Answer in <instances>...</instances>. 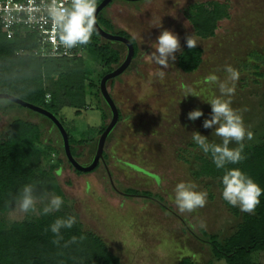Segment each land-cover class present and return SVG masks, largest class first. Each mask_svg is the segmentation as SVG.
Here are the masks:
<instances>
[{
    "label": "rangeland",
    "instance_id": "rangeland-1",
    "mask_svg": "<svg viewBox=\"0 0 264 264\" xmlns=\"http://www.w3.org/2000/svg\"><path fill=\"white\" fill-rule=\"evenodd\" d=\"M203 1L110 0L101 9L115 29L134 38L138 50L137 57L107 86L120 119L103 143L106 158L92 171L74 172L65 161L60 135L47 118L25 107L2 109L4 103L0 102V133L10 119L19 117L39 124L44 141L51 139L55 148L51 156L62 161L55 170L62 195L52 190L45 193L60 196L63 204L59 211L98 235L121 264H177L185 256L196 264H207L210 259L212 264H226L211 258L202 231L222 242L236 230L243 213L222 198L223 186L217 178L193 175L197 156L204 152L191 133L198 131L208 137L209 143L222 144L213 133L214 127L205 129L203 121L210 118L207 102L221 95L219 83L223 82L235 89L234 95L224 97L231 100V107L247 109L241 114L253 138H246L243 144L254 145L261 140L264 61L257 55H264V0H217L227 5L228 15L217 21L212 36L200 37L193 32L184 10L190 3ZM163 29L178 35L181 49L187 46L186 35H194L201 49V61L195 70L181 71L176 60L162 69L150 58L154 51L151 44ZM82 57L89 69H99L89 55ZM229 67L239 74L237 80L229 79ZM160 71L165 72L163 79ZM213 75L216 83L207 79ZM101 106L108 114L107 124L109 108L103 101ZM197 108L204 115L190 121L188 112ZM75 111L64 106L58 115L65 125L73 126L77 137L88 139L75 146V159L87 164L102 120L93 105ZM229 147L238 145L233 141ZM181 181H192L198 191H207L203 208L191 213L178 211L174 188ZM127 188L145 190L150 195L128 194ZM43 196L37 197L36 211L26 214H12L9 205L15 207V199L9 201L0 211V229L12 222L37 220L47 203ZM248 258L253 264H264V249L250 252Z\"/></svg>",
    "mask_w": 264,
    "mask_h": 264
},
{
    "label": "trees",
    "instance_id": "trees-1",
    "mask_svg": "<svg viewBox=\"0 0 264 264\" xmlns=\"http://www.w3.org/2000/svg\"><path fill=\"white\" fill-rule=\"evenodd\" d=\"M100 1L96 0V5ZM227 15V5L217 0L193 2L184 10V16L190 22L193 32L200 37L212 36L217 21ZM96 18L103 30L129 39L133 46L131 60H134L138 50L134 38L122 29H115L110 20L102 15V10ZM33 46L29 35L8 39L0 29V92L43 107L54 114L64 127L69 151L76 158L78 153L75 146L86 143L88 139L82 135L77 137L73 126L65 125L58 113L64 106L72 107L78 113L86 105H93L102 120L98 129L100 134L106 125L108 114L101 106L103 100L98 87L99 79L122 61L125 46L121 42L105 39L94 31L91 43L82 46L84 53L99 65V69L95 70L86 66L82 56H33ZM16 50H23V53L16 54ZM257 56L264 61V55ZM200 61L201 49L198 46L193 49L185 46L176 55V65L183 72L195 70ZM115 78L116 76L106 81V89ZM3 100L0 99V102L3 103ZM14 107L22 106L14 102L1 106L2 109ZM117 111L119 120L118 108ZM9 130L11 135L8 134ZM53 152L55 148L51 139H42L39 124L19 117L7 122L4 131L0 133V211L17 197L25 184L34 186L36 197L44 195L48 190L62 195L55 175V170L59 169L62 161L51 156ZM243 155L246 157L243 161L227 164L226 168H239L264 189V134L259 143L244 145ZM102 158H106L103 150ZM65 161L68 163L66 158ZM196 161L193 175L215 177L222 186L224 169L215 166L210 153L198 155ZM73 170L78 174L83 172ZM125 192L150 195L148 191L132 188L125 189ZM259 199L260 203L254 214L243 212L236 230L222 242L215 235L202 231L212 259H222L226 264H253L248 258L249 253L264 249V194ZM68 217L70 216L59 210L49 214L41 211L37 220L12 222L8 228L0 229V264H121L98 235L82 229L77 222L70 229L62 228L63 239L59 245L54 244L55 234L50 230L51 224L57 218ZM73 236L77 237V242L69 243ZM81 236L85 238L80 240ZM177 264L196 262L185 256ZM207 264H212V260H208Z\"/></svg>",
    "mask_w": 264,
    "mask_h": 264
},
{
    "label": "clouds",
    "instance_id": "clouds-1",
    "mask_svg": "<svg viewBox=\"0 0 264 264\" xmlns=\"http://www.w3.org/2000/svg\"><path fill=\"white\" fill-rule=\"evenodd\" d=\"M48 15L51 18L56 41L65 49H72L79 45H88L91 43V37L95 31L97 23L96 18V0H68L67 6L57 4L56 0L48 6ZM159 27H162L160 24ZM186 45L189 49L197 46V41L193 34L186 35ZM154 51L149 55L150 58L158 64L162 69L169 68L170 61L176 60V53L181 51V44L178 35L169 29H163L158 35L156 41L151 44ZM230 80H237L239 74L231 67L227 69ZM163 79L164 71L158 73ZM209 82L216 83L217 77L210 76L207 78ZM220 96L212 98L207 103L211 106L210 118L203 121L205 129L214 127V134L222 139V144L209 143L208 137L202 135L198 131H193L192 140L205 153L211 154L213 163L218 169H224L222 176V198L234 207H239L242 212L253 213L260 203V196L264 194L259 184L239 168H226L227 164H237L246 157L243 155V141L247 138L251 140L253 133L249 131L243 121L242 111L247 109H234L231 107V100L225 99L226 96L234 95L235 89L228 87L227 83H219ZM190 91V90H189ZM191 95V94H189ZM188 96V95H187ZM14 98H5L3 103L5 106L12 104ZM204 113L200 109H194L188 112L187 118L190 121L203 116ZM11 135V130L8 132ZM236 142L238 147L230 148L231 142ZM198 186L192 181H181L174 188V202L177 209L181 213H191L198 208H203L207 203V191H198ZM34 186L25 184L15 198V207L9 205L12 214H26L36 211L38 198L34 195ZM42 199H46L47 203L43 207V214H49L58 211L63 199L58 195L45 193ZM75 223L73 217L67 219L57 218L51 224L50 230L55 234L53 243L59 245L63 239L61 235L62 228H72ZM81 236L79 239L83 240ZM77 237L73 236L69 243H76ZM66 246V245H65Z\"/></svg>",
    "mask_w": 264,
    "mask_h": 264
},
{
    "label": "built area",
    "instance_id": "built-area-1",
    "mask_svg": "<svg viewBox=\"0 0 264 264\" xmlns=\"http://www.w3.org/2000/svg\"><path fill=\"white\" fill-rule=\"evenodd\" d=\"M53 0H0V29L8 39L29 35L34 43L31 54L37 57L82 56V45L65 49L56 41L48 6ZM67 6L68 0H56ZM16 54L23 50H16Z\"/></svg>",
    "mask_w": 264,
    "mask_h": 264
},
{
    "label": "water",
    "instance_id": "water-1",
    "mask_svg": "<svg viewBox=\"0 0 264 264\" xmlns=\"http://www.w3.org/2000/svg\"><path fill=\"white\" fill-rule=\"evenodd\" d=\"M109 1L110 0H101L96 5V13H95L96 16H97L98 12ZM128 1H134V0H128ZM95 31L101 37H103L105 39H108L110 41H118V42H121L122 44H124L125 54H124L122 61L114 69H112L109 72H106L99 79V83H98L99 92H100V95L102 97V100L104 101L106 106L109 108L110 118H109L107 124L105 125L104 129L98 135V138H97L96 144H95V150H94V153H93L92 158H91L89 163L81 164L71 155V153L69 151L68 141H67V134L64 130V127L62 126V124L60 123V121L57 119V117L54 114L47 111L43 107L31 104V103L26 102V101H23V100L15 97L13 95L0 92V99L14 98V103H16L22 107L28 108V109L46 117L51 122V124L57 129V131L60 135L61 147H62L64 156H65L66 160L68 161V163L71 165L72 168H74L76 170L83 171V172L90 171L91 169H93L95 167V165L99 161L103 160L102 159L103 143L105 141L106 136L111 131V129L113 128V126L116 123L117 118H118V111H117L116 105L114 104L111 96L109 95V93L106 89V81L110 78H113V77L119 75L120 73H122L127 68L128 64L131 60L132 53H133V46H132L131 42L129 41V39H127L126 37L105 31L98 25V23H96Z\"/></svg>",
    "mask_w": 264,
    "mask_h": 264
}]
</instances>
